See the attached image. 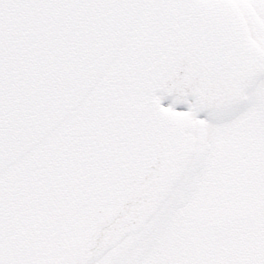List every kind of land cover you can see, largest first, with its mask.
I'll return each mask as SVG.
<instances>
[{"label":"snow or ice","instance_id":"6c2138e0","mask_svg":"<svg viewBox=\"0 0 264 264\" xmlns=\"http://www.w3.org/2000/svg\"><path fill=\"white\" fill-rule=\"evenodd\" d=\"M0 264H264V0H0Z\"/></svg>","mask_w":264,"mask_h":264}]
</instances>
